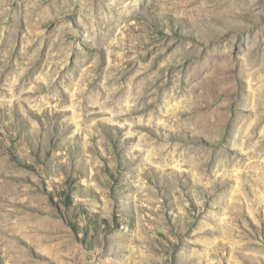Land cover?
<instances>
[{"label":"rangeland","instance_id":"374dc122","mask_svg":"<svg viewBox=\"0 0 264 264\" xmlns=\"http://www.w3.org/2000/svg\"><path fill=\"white\" fill-rule=\"evenodd\" d=\"M0 264H264V0H0Z\"/></svg>","mask_w":264,"mask_h":264},{"label":"bare ground","instance_id":"6f19581e","mask_svg":"<svg viewBox=\"0 0 264 264\" xmlns=\"http://www.w3.org/2000/svg\"><path fill=\"white\" fill-rule=\"evenodd\" d=\"M206 107H209V104H206Z\"/></svg>","mask_w":264,"mask_h":264}]
</instances>
